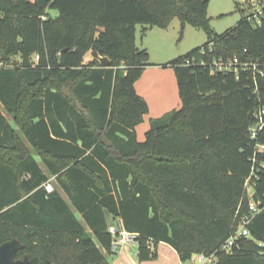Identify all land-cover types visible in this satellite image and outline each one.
I'll return each mask as SVG.
<instances>
[{
	"label": "trees",
	"instance_id": "16d2710c",
	"mask_svg": "<svg viewBox=\"0 0 264 264\" xmlns=\"http://www.w3.org/2000/svg\"><path fill=\"white\" fill-rule=\"evenodd\" d=\"M209 1L0 0V105L12 118L0 109V244L20 240L15 258L110 264L106 254L119 250L124 230L138 264H181L194 254L264 264V151L256 147L264 129L255 139L248 130L264 75L215 66L234 56L264 61V4L260 23L248 12L215 34ZM174 18L208 41L164 64L181 105L150 118L139 141L148 105L134 84L151 63L135 43L136 26L165 29ZM251 172L261 210L225 252L250 213ZM50 176L57 187L47 192Z\"/></svg>",
	"mask_w": 264,
	"mask_h": 264
},
{
	"label": "rangeland",
	"instance_id": "374dc122",
	"mask_svg": "<svg viewBox=\"0 0 264 264\" xmlns=\"http://www.w3.org/2000/svg\"><path fill=\"white\" fill-rule=\"evenodd\" d=\"M262 4H264V0H210L208 4V16L210 18V26L215 34H221L225 30L233 27L238 20L243 15H246L248 12L256 11ZM51 15H56V10L49 11ZM140 26H137V42L140 45V36L141 31L139 30ZM154 30H160L158 27H154ZM163 30V29H161ZM155 31H150L147 33L146 37L144 38V42L149 45V48L146 50L150 51L149 53V62L152 61L154 58L155 49L157 48V44L155 43L156 39H158L154 33ZM163 32L161 38L163 42H165L169 47L170 50L166 53L167 60L161 62L160 65L161 69L166 71L165 78H169L172 82V86L177 88V82L175 78V73L173 68L170 65H164L166 62H170L173 59L177 58L178 56L186 54L189 50L201 46L208 41V36L205 31L202 29L195 28L189 24H185L183 27L180 25V21L177 18H174L170 24V26L160 31ZM169 74V75H167ZM63 89V88H62ZM174 105L169 108L168 110L159 114L160 116L164 113L178 109L180 107V98L178 91H176V97L173 98ZM153 111V112H152ZM148 111L146 114V119L142 121L144 125L149 126L150 117L159 116H152L156 113L155 110ZM152 114V115H150ZM145 131V130H144ZM142 138L144 139V132L142 134ZM51 183L55 188V180L51 178ZM124 252L120 256H110L109 259L114 258L118 260L121 264H131V260L137 262L136 252H137V244L134 240H129L122 246ZM101 250H103L101 248ZM162 251V250H161ZM108 256V254H106ZM109 257V256H108ZM128 257V258H127ZM163 257L167 258V260L172 261L169 255L166 252L163 253ZM196 254L193 255L189 260L184 262L183 264H200L197 261ZM113 259V260H114ZM138 263V262H137ZM215 260L212 262H205V264H214Z\"/></svg>",
	"mask_w": 264,
	"mask_h": 264
},
{
	"label": "crops",
	"instance_id": "0c3cea01",
	"mask_svg": "<svg viewBox=\"0 0 264 264\" xmlns=\"http://www.w3.org/2000/svg\"><path fill=\"white\" fill-rule=\"evenodd\" d=\"M172 22V21H171ZM171 24V23H170ZM169 24V26H170ZM140 26L139 30L141 31V36H140V45H138L137 42V36L135 33V43L138 47L141 48H149V45L146 44V42H144V38L146 37L147 33H149L150 31H155V35L158 39H156L155 43L158 45L157 48L155 49V53H154V58L152 59V61L150 62V65H147L141 76L139 77V79H137L135 81V90L136 92L142 96L148 105V111H152L155 110L156 113H154L152 116H156L157 114H161L162 112L168 110L169 108H171L174 105V101L173 98L176 97V91H178V88L175 89V86H172V82L169 78H165L166 75V71L162 70L160 65L162 64L161 62H163L166 58V53L168 50H170V47L163 42V39L161 38L162 33L160 31L162 28H159L160 30H154L156 26H152V27H148L144 32H142V26L141 25H137ZM137 26H136V32H137ZM150 53V51H149ZM169 75V74H167ZM181 104V102H180ZM0 109L2 114H4L6 116V118L10 121H12L11 116L2 109V106L0 105ZM153 112V111H152ZM147 114H145L143 116V121L146 119ZM160 116V115H159ZM158 117V116H156ZM150 118H154V117H150ZM143 122L139 123L138 125H136L135 127V131H136V137L139 141H142V134L148 129L149 126H146L144 124H142ZM145 130V131H144ZM28 148L33 152L35 159L38 161V163L40 164L41 168L46 172V168L44 166V164L41 161V157L32 149V147L28 144L27 145ZM51 178L54 179V176H50L49 177V181L51 183ZM55 180V179H54ZM56 183V181H55ZM52 184V183H51ZM55 188L57 187V184H55ZM53 186V185H52ZM54 189V186H53ZM59 189V188H58ZM60 195L68 201L67 195L65 194V192H63V190L59 189ZM77 216H79L77 214ZM116 223H113L112 226L110 227L111 231H115L116 228ZM88 230V228H87ZM123 246V245H122ZM122 246H120L119 250L109 254L107 256V259L109 260L110 264H121L120 262H117L118 260L114 259V258H110V256H120L121 254H123L124 250L122 248ZM104 252V250H101ZM195 255V254H194ZM193 256V255H192ZM128 258V257H127ZM114 259V260H113ZM131 264H138L137 262L134 263L133 260H131ZM186 262V261H185ZM184 262H182L181 264H183Z\"/></svg>",
	"mask_w": 264,
	"mask_h": 264
},
{
	"label": "built area",
	"instance_id": "2783aa9c",
	"mask_svg": "<svg viewBox=\"0 0 264 264\" xmlns=\"http://www.w3.org/2000/svg\"><path fill=\"white\" fill-rule=\"evenodd\" d=\"M261 8H257L256 11H253L252 15L249 17L253 22L260 23V16L262 15ZM245 51V49H244ZM215 66L218 68V70H225V71H232L234 73H238L239 69H252L253 72H257L259 75H264V61H248V60H240L238 56H234L232 58H228L226 60H219L215 62ZM258 91L257 86L255 87L254 92L256 93ZM259 100H261L263 103H260L255 109L253 110V122L248 127L250 137L251 139L257 138L258 134L264 129V96L258 95ZM258 151H264V145L263 144H257L256 145ZM262 167H264V163H262ZM252 175L253 172H251V175L246 179L245 181V189L249 198L248 204L250 208V213L245 214L241 217L240 221L238 222L236 230L233 232V234L224 242L222 245V249L225 252H228L231 248V246L234 244V241L239 236H248L249 230H248V223L253 218L255 214L260 212L261 208L259 205L254 202L251 198V195L253 193V185H252ZM45 190L47 192H51L53 190V186L49 181H46L43 184ZM133 240V235L131 233H128L124 230H120L118 232V236L114 240V244L122 246L127 241ZM197 261L200 264H205V262H212L215 260V257L213 255L206 256L204 254H196Z\"/></svg>",
	"mask_w": 264,
	"mask_h": 264
},
{
	"label": "water",
	"instance_id": "95a60500",
	"mask_svg": "<svg viewBox=\"0 0 264 264\" xmlns=\"http://www.w3.org/2000/svg\"><path fill=\"white\" fill-rule=\"evenodd\" d=\"M92 56L97 57L95 51L92 52ZM103 65H108L109 61L106 57H98ZM24 244L17 238H11L0 244V264H29V258L25 254L22 258H15V254L18 250L23 249Z\"/></svg>",
	"mask_w": 264,
	"mask_h": 264
}]
</instances>
